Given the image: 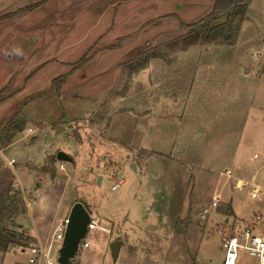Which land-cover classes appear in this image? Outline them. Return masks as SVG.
<instances>
[{
  "label": "rangeland",
  "instance_id": "1",
  "mask_svg": "<svg viewBox=\"0 0 264 264\" xmlns=\"http://www.w3.org/2000/svg\"><path fill=\"white\" fill-rule=\"evenodd\" d=\"M214 2L0 0V207L30 228L37 198L53 258L55 219L75 199L111 234L88 230L90 247L72 264H113L117 239L125 245L114 264H222L217 227L241 231L264 217V195L249 197L254 187L264 194V0L191 31ZM123 112L117 130L130 151L106 162L109 179L97 159L111 138L99 134ZM56 176H69L64 188L50 185ZM18 255L28 264L30 254Z\"/></svg>",
  "mask_w": 264,
  "mask_h": 264
},
{
  "label": "built area",
  "instance_id": "2",
  "mask_svg": "<svg viewBox=\"0 0 264 264\" xmlns=\"http://www.w3.org/2000/svg\"><path fill=\"white\" fill-rule=\"evenodd\" d=\"M29 131L31 129L29 128ZM63 165L59 164V169H62ZM226 175L230 176L231 172L226 170ZM122 181H115L112 189L115 190ZM235 187L238 189L244 188L245 183L242 184L241 180H237ZM264 194L254 187L249 193L251 199H256ZM217 195L214 196L211 207H216L219 202ZM203 216L206 215L208 210L203 209ZM67 224V217L63 218L56 226V233L53 237L54 241H62L65 226ZM255 225L264 226V217L260 215L254 216L253 225L244 227L241 231L235 230L229 227L218 226L216 231L220 235L221 244L224 248V257L222 264H239L242 260V254L245 253L246 257L250 259L249 264H264V235H258L255 233ZM96 226L95 221L91 218L87 231L94 229ZM89 243L85 240V237L80 241L79 247L86 248ZM30 256L28 258V264H39V261L43 260L45 264H57L56 258H50L48 249L43 246H31L29 248ZM241 253V255H240Z\"/></svg>",
  "mask_w": 264,
  "mask_h": 264
},
{
  "label": "crops",
  "instance_id": "3",
  "mask_svg": "<svg viewBox=\"0 0 264 264\" xmlns=\"http://www.w3.org/2000/svg\"><path fill=\"white\" fill-rule=\"evenodd\" d=\"M188 97H189V95H187V98ZM184 98H185V96H184ZM92 103L94 104L96 102H92ZM116 103L120 104L121 103V100L120 101L119 100L118 101L116 100ZM124 113L125 112H123L121 115H119L118 117H116L115 123H113V125L111 126V127H113V129L116 127V130H114L113 132H109V133L108 132H104V133L99 134L101 136H105L106 133H107L108 134L107 136L108 137L110 136V138H111L110 142L107 141L106 143H98L99 149L103 153L101 155H99L98 156V159H97L98 166L101 167L103 170H106L105 172H108L109 171V173H110V174H108V178L109 179H115L114 176H112V174H113L114 171H113V168H112V164H106V162L109 161V160H111V159L117 161V156H118L119 159L121 157H123V154H121L123 151H127V152L130 151V150H127L126 145H125V143H124V141L122 139L123 133L121 134L117 130L119 124H121V122L124 123L123 121H125L124 120V117H123L124 116ZM140 120L141 121H144V123L146 121H148L147 117H145V118L142 117ZM88 130H90V129H88ZM146 130L147 129L145 127L143 129V132H145ZM16 138L17 137H15V136L12 138V140H11L12 142L9 143L10 144L9 147L12 146V143L14 141L13 139H16ZM120 154L122 155L121 157H120ZM8 155H9V153H8ZM9 157L13 159V162H15L13 156H9ZM64 169H65V166H63V168L61 170L64 171ZM68 180H69V176H67V177L56 176L54 178V180L51 181V184L50 185L55 184L56 186H61L62 188H64L65 187V184L68 182ZM101 180H102V176H100V181ZM118 181H122V183L124 182L123 179H120ZM114 184H115V182H114ZM45 185L46 184H44V186ZM120 185L115 189V191L120 187ZM49 187L46 185L44 188L49 189ZM61 187H60V189H61ZM59 192H60V190L57 191V193H58V199L56 201V206L59 203V199H60ZM51 196L52 195H49V196H45L44 195L42 199L43 200H46V199L49 200V198H51ZM75 201H77V200L75 199V200H72L70 202L69 206L67 207V211H65V215L64 216H58L56 219L55 218H52V221H51L52 225H53V219L56 220L55 225H54V228H56V226L59 223V221H61L63 218H65V217L68 216L69 210H70L72 204ZM32 204L35 206L34 207V211L32 212V215H31V218H33L32 226L29 228V227H23L21 225L20 228L18 229L19 231H24L25 234L28 237H30L31 243L26 248H23V247L17 245V246L10 247L7 251H4V252L1 251L0 252V259H1V261H4L5 260L6 263H9V264H19L18 263V257H19L18 253L20 252L21 254H24V253L27 252L28 254H30L29 248L31 247L32 244H36V246L39 245V246L46 247V249H48V247H49V249H48V254H49V251L51 249V245L49 244L50 243V239L48 240L47 236L46 237H43L41 235V233H40V228H39L40 222H42L43 219H45V216L43 215L44 214V212H43L44 210L43 209L41 210L39 208H36V205L39 204V201L37 200V198H35V200H34V202ZM97 228H99L98 230H100L99 231L100 233H98L96 235L97 239H101V240L103 239V240H106V241L109 242L110 241L109 234H111V231H110L111 229L109 228V226H107L105 224V225H101L99 227H95L94 229H97ZM42 232L44 233L43 230H42ZM117 240H120V239H117ZM121 241H122L121 247H123L125 245V241L123 239ZM88 243H89V245L86 248H89L90 247V242L88 241ZM121 247H120V249H121ZM128 249H130V247ZM131 249H134V248H131ZM56 255H57V252H56ZM118 256H119V254H118ZM50 258H53V257L50 256ZM41 261H43V260H41ZM41 261H39V262H41ZM189 262H190L189 259L188 258L187 259L185 258V264H189Z\"/></svg>",
  "mask_w": 264,
  "mask_h": 264
},
{
  "label": "trees",
  "instance_id": "4",
  "mask_svg": "<svg viewBox=\"0 0 264 264\" xmlns=\"http://www.w3.org/2000/svg\"><path fill=\"white\" fill-rule=\"evenodd\" d=\"M250 0H215L213 8L211 12L208 14L207 19L198 20L194 22L192 25L191 31H201L206 26H209L214 21H217L219 17L226 15L228 16L230 13L235 11V14L241 15V17L245 14L247 9V5ZM32 7H27L26 9L30 10ZM238 9V10H237ZM222 24L216 25L215 28H220L219 26ZM213 33L211 36L205 35L200 37V41L202 43H210L214 41L219 35L220 37L224 36L223 32L217 34ZM197 37V36H196ZM195 40L191 43H197ZM2 204V203H1ZM5 208L0 207V251H7L12 246H21L26 248L31 243L30 237H28L24 231H19L20 225L16 223L13 219L9 218L8 211L5 212ZM9 220L6 223V220ZM15 223V226L12 224Z\"/></svg>",
  "mask_w": 264,
  "mask_h": 264
},
{
  "label": "water",
  "instance_id": "5",
  "mask_svg": "<svg viewBox=\"0 0 264 264\" xmlns=\"http://www.w3.org/2000/svg\"><path fill=\"white\" fill-rule=\"evenodd\" d=\"M56 159L61 162H72L71 158L63 151L57 152ZM130 168L136 171L135 163H130ZM97 182L99 184L100 177H98ZM90 219L89 210L83 203L75 201L67 216V224L64 229L61 245L57 251V264H72V259L79 250V243L87 233V225ZM121 245V240H115L109 244L113 264L117 261Z\"/></svg>",
  "mask_w": 264,
  "mask_h": 264
}]
</instances>
